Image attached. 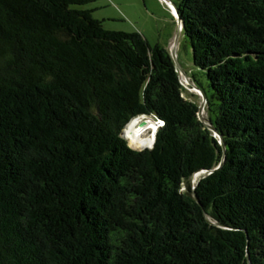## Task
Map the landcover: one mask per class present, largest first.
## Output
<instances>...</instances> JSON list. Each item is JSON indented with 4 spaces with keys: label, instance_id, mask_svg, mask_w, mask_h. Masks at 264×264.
<instances>
[{
    "label": "trees",
    "instance_id": "1",
    "mask_svg": "<svg viewBox=\"0 0 264 264\" xmlns=\"http://www.w3.org/2000/svg\"><path fill=\"white\" fill-rule=\"evenodd\" d=\"M85 4L0 0V264H264V0L175 2L221 166L169 51Z\"/></svg>",
    "mask_w": 264,
    "mask_h": 264
},
{
    "label": "rangeland",
    "instance_id": "2",
    "mask_svg": "<svg viewBox=\"0 0 264 264\" xmlns=\"http://www.w3.org/2000/svg\"><path fill=\"white\" fill-rule=\"evenodd\" d=\"M85 6H78V9H89L93 11L96 20L104 21L106 28L113 30L137 31L146 38L151 45H160L169 51L170 55L176 56L181 69L179 75L183 85L184 97L196 101L201 106L202 93L195 85L192 78L199 79L206 84L205 78L201 76L193 65L192 50L184 35L179 31L178 21L172 3L176 0H85ZM202 117L208 123V114L204 111ZM150 120L153 119L150 117ZM129 131L139 141L146 142L148 146L140 149L152 148L154 139L152 132L145 131L142 137L134 133L135 121L129 126ZM125 131V130H124ZM124 138L125 133H123ZM127 140V139H126ZM144 148V149H142ZM197 175V176H196ZM192 179V186H196L201 178L206 176L203 173L196 174Z\"/></svg>",
    "mask_w": 264,
    "mask_h": 264
},
{
    "label": "water",
    "instance_id": "3",
    "mask_svg": "<svg viewBox=\"0 0 264 264\" xmlns=\"http://www.w3.org/2000/svg\"><path fill=\"white\" fill-rule=\"evenodd\" d=\"M172 6H173V8L175 10V13H176V18H177V21H178L179 31L182 33L183 24H182V21H181V19L179 17L177 7H176L175 3H172ZM171 57H172V59H173V61L175 63L176 68L178 69V72H179V70H182L181 69V66H180V64H179V62H178V60L176 58V56L173 54V56H171ZM201 93H202V100H203V102H202L201 106L199 107L198 118H199V120L201 122L205 123L206 120L202 117V115H203L204 111L206 110L207 98H206V95L204 94L203 91H201ZM140 117L142 118L143 116H140ZM207 122L208 123H205L206 126L208 127L209 130H211L214 133L215 136H217L219 138V143L221 144L222 149H223V159H222V161L220 163V166H221L223 164L224 160H225V144L223 142L222 137L217 134V132L214 129V127L212 126L211 122L209 120ZM155 139H156V132L154 134V142H155ZM212 172L213 171H200L199 173H203L205 175H210ZM193 178L194 177L191 178V181H192Z\"/></svg>",
    "mask_w": 264,
    "mask_h": 264
},
{
    "label": "bare ground",
    "instance_id": "4",
    "mask_svg": "<svg viewBox=\"0 0 264 264\" xmlns=\"http://www.w3.org/2000/svg\"><path fill=\"white\" fill-rule=\"evenodd\" d=\"M133 121H135L134 133L137 136L142 137L144 135L145 131H149V132H152L153 135L151 137H152V139H154V134H155L157 129L155 127L154 122H152V120H150V118H148V117L147 118H135V119H133ZM127 128L125 129V132H126Z\"/></svg>",
    "mask_w": 264,
    "mask_h": 264
},
{
    "label": "built area",
    "instance_id": "5",
    "mask_svg": "<svg viewBox=\"0 0 264 264\" xmlns=\"http://www.w3.org/2000/svg\"><path fill=\"white\" fill-rule=\"evenodd\" d=\"M163 125V122H161V121H157V122H155V127L156 128H159V127H161Z\"/></svg>",
    "mask_w": 264,
    "mask_h": 264
},
{
    "label": "clouds",
    "instance_id": "6",
    "mask_svg": "<svg viewBox=\"0 0 264 264\" xmlns=\"http://www.w3.org/2000/svg\"><path fill=\"white\" fill-rule=\"evenodd\" d=\"M137 118H141V117H137ZM142 118H147L146 116H143ZM148 118H150V117H148ZM153 121H154V124H155V122H157L156 120H154L153 119ZM157 130H158V128H156ZM157 130H156V133H157ZM127 139V138H126ZM128 140V139H127ZM129 141V140H128ZM130 143V142H129Z\"/></svg>",
    "mask_w": 264,
    "mask_h": 264
}]
</instances>
